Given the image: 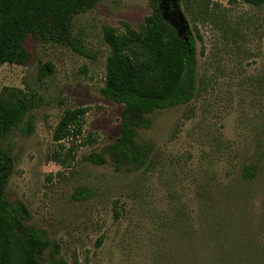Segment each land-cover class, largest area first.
I'll use <instances>...</instances> for the list:
<instances>
[{
  "label": "rangeland",
  "instance_id": "rangeland-1",
  "mask_svg": "<svg viewBox=\"0 0 264 264\" xmlns=\"http://www.w3.org/2000/svg\"><path fill=\"white\" fill-rule=\"evenodd\" d=\"M212 1L224 17L198 26L192 100L141 116L148 123L135 142L151 148L141 170H117L106 154L122 107L100 91L103 28L137 29L151 14L147 0H100L74 16L72 38L89 57L28 37L26 65L0 66V95L20 90L35 105L0 147L11 159L2 192L21 206L19 228L51 243L40 264H264V6ZM44 63L53 73L41 78ZM77 108H88L82 135L55 143L64 111ZM91 153L107 162L90 163Z\"/></svg>",
  "mask_w": 264,
  "mask_h": 264
},
{
  "label": "trees",
  "instance_id": "trees-1",
  "mask_svg": "<svg viewBox=\"0 0 264 264\" xmlns=\"http://www.w3.org/2000/svg\"><path fill=\"white\" fill-rule=\"evenodd\" d=\"M100 0H0V66L26 65L24 43L28 37L42 43L68 46L76 54L89 52L74 41L70 31L74 16L87 12ZM151 14L137 29L127 24L122 31L103 28V40L109 48L105 63L104 99L122 107L120 135L106 154L117 166L141 170L149 164L151 148L137 145L136 130L147 126L146 116L192 100L195 93L196 39L199 25L223 21L225 9L212 0H147ZM252 8L264 6V0H228ZM191 24V27L189 25ZM195 33V37L194 34ZM53 73L44 63L38 69L41 78ZM35 108L31 98L20 90L5 88L0 95V137L17 128ZM88 108L65 110L57 123L55 143L74 140L82 135ZM140 117V121L136 118ZM141 122V123H140ZM72 151H68V156ZM67 157V156H65ZM61 167L66 160L59 152L49 157ZM92 164L107 162L102 154L91 153ZM11 159L0 147V264H40L38 255L51 246L45 233L19 228L21 206L9 202L2 192Z\"/></svg>",
  "mask_w": 264,
  "mask_h": 264
}]
</instances>
